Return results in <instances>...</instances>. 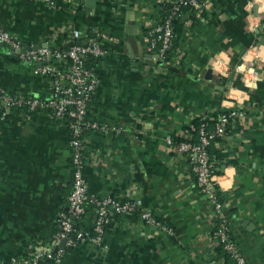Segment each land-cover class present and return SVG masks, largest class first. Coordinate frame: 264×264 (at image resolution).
<instances>
[{"label":"crops","instance_id":"crops-1","mask_svg":"<svg viewBox=\"0 0 264 264\" xmlns=\"http://www.w3.org/2000/svg\"><path fill=\"white\" fill-rule=\"evenodd\" d=\"M202 1L201 12L185 10L178 56L161 61L144 36L163 18L157 0H0V25L22 47L61 49L78 29L79 40L93 38L103 48L87 118L106 129L83 132V175L90 196L138 204L129 213L110 209L100 244L80 242L63 264H231L214 240L212 203L199 193L186 156L167 144L193 120L214 119L231 97L241 99L242 115L209 150L229 233L249 264H264V58L254 61L260 78L255 88L231 70L261 40L264 5ZM216 58L227 65L226 76L212 69ZM33 67L0 45L4 90L47 98L51 77L34 74ZM68 140V121L45 110L21 106L0 115V261L38 246L55 248L57 215L71 190ZM142 211L159 226L147 224ZM95 214L87 202L81 227L90 230Z\"/></svg>","mask_w":264,"mask_h":264},{"label":"built area","instance_id":"built-area-1","mask_svg":"<svg viewBox=\"0 0 264 264\" xmlns=\"http://www.w3.org/2000/svg\"><path fill=\"white\" fill-rule=\"evenodd\" d=\"M43 1L51 2V0ZM261 2L264 5V0ZM157 3L164 11L163 18L149 25L144 36L148 50L154 52L156 59L164 61L168 52L173 48L174 20L182 19L187 9H197L201 12L204 3L202 0H157ZM258 23L259 36L264 39V21ZM80 35V31L74 29L72 44L67 48L53 49L45 45L36 50L16 53L21 60L34 64V74L51 77V92L47 98L23 97L10 93L0 86V115L2 117L6 115V110L24 106L29 111L45 110L53 116L68 121L71 167V190L68 204L57 215L58 230L51 243L55 245V248L38 246L28 255L14 256L7 261H0V264H63L66 251L80 242L89 240L94 244H100L104 228L109 220L110 209L115 213H129L138 204V202L129 200L119 201L109 196L96 198L87 192V183L83 175L85 149L83 132L86 129H106L105 125H100L87 118L88 103L99 84L95 65L97 59L103 54V48L93 38L78 42ZM0 42L14 49L23 46L20 39L4 30L1 25ZM174 54L178 56V49L174 51ZM263 58L264 44L256 40L242 54L240 61L231 66V70L240 74L243 84L248 89L255 88L260 80L254 68V61ZM52 60H56L61 65L51 63ZM212 69L224 76L229 70L224 60L219 58L212 62ZM240 101V98L227 99L224 107L217 113L211 128L205 121H202L197 129L190 123L177 141L168 136L167 144L174 146L179 153L186 156L189 172L193 176L199 193L213 205L216 214L213 231L216 245L221 246L235 264H249L229 233L228 214L223 207V187L209 150L215 139L225 135L229 122L238 115H242L238 105ZM194 131L196 132L195 137ZM87 202L94 204L96 212L90 230H85L80 225ZM141 216L147 224L159 226V222L151 212L142 211ZM62 240L64 244L60 245Z\"/></svg>","mask_w":264,"mask_h":264},{"label":"trees","instance_id":"trees-1","mask_svg":"<svg viewBox=\"0 0 264 264\" xmlns=\"http://www.w3.org/2000/svg\"><path fill=\"white\" fill-rule=\"evenodd\" d=\"M183 25H182V19H175L174 20V22H173V29H174V38H173V48H172V50L171 51H169L168 52V54H167V57L164 59V61H168V60H170L171 59V57H173V55H174V51L176 50V48H177V41H178V37L180 36V33L182 32V27ZM78 42H84V41H81V40H77ZM87 41V40H86ZM72 44V41L70 42V43H67L66 44V47H64V48H67V47H69L70 45ZM214 120H215V118L214 119H212V120H210L209 118H207V117H204V118H202V119H195V120H193L192 121V125H193V127L194 128H198L199 127V125H200V123L202 122V121H205L207 124H208V127H211V126H213V124H214ZM229 126V125H228ZM196 136V132L194 131V137ZM57 224V223H56ZM57 230H58V227H57ZM57 230H56V232H57ZM214 231V230H213ZM221 251H222V253H223V255L227 258V260H229V261H231V264H235V262L229 257V255L222 249V247L221 246H217ZM68 251V250H67ZM66 251V252H67ZM29 253V252H28ZM28 253H26L25 255H28Z\"/></svg>","mask_w":264,"mask_h":264},{"label":"water","instance_id":"water-1","mask_svg":"<svg viewBox=\"0 0 264 264\" xmlns=\"http://www.w3.org/2000/svg\"><path fill=\"white\" fill-rule=\"evenodd\" d=\"M92 1H93V5H95V0H92ZM255 10H256V5H253V11H255ZM260 42L264 44V39L261 38ZM0 45L6 47L9 51L14 52L15 54L16 53H24V52H27L29 50H36L37 48H39L41 46H45V44H42V45L41 44H37V45L32 46V47L24 46V47H21L19 49H14L13 47L7 46L3 42H0ZM63 243H64V240L61 241V245H63Z\"/></svg>","mask_w":264,"mask_h":264},{"label":"rangeland","instance_id":"rangeland-1","mask_svg":"<svg viewBox=\"0 0 264 264\" xmlns=\"http://www.w3.org/2000/svg\"><path fill=\"white\" fill-rule=\"evenodd\" d=\"M245 257V256H244ZM246 258V257H245ZM249 263V262H248Z\"/></svg>","mask_w":264,"mask_h":264}]
</instances>
